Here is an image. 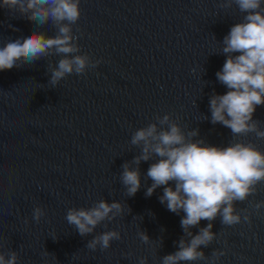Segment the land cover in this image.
<instances>
[{"label":"water","instance_id":"water-1","mask_svg":"<svg viewBox=\"0 0 264 264\" xmlns=\"http://www.w3.org/2000/svg\"><path fill=\"white\" fill-rule=\"evenodd\" d=\"M221 2L81 0L74 32L82 52L102 60L96 69L69 75L56 88L48 84V63L55 65L59 56L0 71V236L4 251L19 253L18 264H138L139 257L161 264L164 255L177 251L184 214L160 203L163 186L145 196L154 161L139 165L141 188L135 196H127L119 176L121 165L140 151L129 143L132 133L156 115L171 114L186 132L198 128L197 139L210 145L227 146L233 139L230 129L210 122L209 111L213 91H228L216 78L226 60L219 42L242 19L235 5L224 9ZM34 31L55 34L51 22L37 28L0 8V46ZM253 119L264 122V105L257 106ZM237 139L264 150V140L254 135ZM258 188L249 200H264V185ZM100 199L125 203L124 214L81 237L67 223L66 211ZM35 206L46 211L39 223L32 220ZM251 219L250 225L229 227L217 217L212 222L216 240L199 250L205 256L225 251L215 264H264V208ZM208 223L202 220L191 231L196 234ZM113 229L121 239L106 251L85 247L96 234ZM140 230L154 246L142 243Z\"/></svg>","mask_w":264,"mask_h":264},{"label":"clouds","instance_id":"clouds-1","mask_svg":"<svg viewBox=\"0 0 264 264\" xmlns=\"http://www.w3.org/2000/svg\"><path fill=\"white\" fill-rule=\"evenodd\" d=\"M80 3L81 0H0V8L34 21L37 28L51 22L55 29L52 36L34 31L30 36L2 42L0 71L59 56L55 65L48 63V84L56 88L69 75H84L96 69L102 60L83 53L74 32L82 15ZM233 5L242 19L230 28L222 42L218 41L222 45L219 54L225 55L226 60L216 72L218 82L228 91L222 95L213 91L209 98L210 122L230 129L233 139L227 146L210 145L203 138L197 139L198 128L186 132L171 114L156 115L154 122L132 133L129 143L140 151L121 165L120 182L127 196L132 197L141 188L139 165L142 161H154L146 173L152 183L145 196L150 197L163 186L160 203L177 215L184 214L180 221L184 235L174 242L177 251L164 255L161 264L197 261L215 264L225 251L214 249L211 256H205L199 250L217 238L212 222L220 217L223 226L250 225L253 213L259 215L264 208V200H249L258 193V186L264 185V150L251 140L237 139L251 134L256 140H264V122L253 119L257 106L264 105V0H222L219 6L229 9ZM208 119L203 116L202 120ZM245 201L250 207L237 209L236 204ZM125 205L100 199L90 207L68 208L65 219L81 237H86L103 222L123 216ZM45 215L41 206L32 210L36 223ZM202 220L209 223L193 234L191 229ZM24 222L29 221L26 218ZM137 235L142 243L155 245L145 231L140 230ZM120 239L119 231L107 230L88 240L85 247L103 252L111 247L112 241ZM159 242L162 244V238ZM5 245V238L0 236V264H18L19 253L12 249L4 251ZM147 260L139 257L138 264H147Z\"/></svg>","mask_w":264,"mask_h":264}]
</instances>
